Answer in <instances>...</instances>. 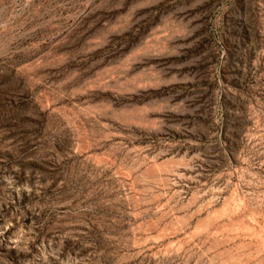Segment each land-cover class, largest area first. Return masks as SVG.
Segmentation results:
<instances>
[{"label": "rangeland", "instance_id": "obj_1", "mask_svg": "<svg viewBox=\"0 0 264 264\" xmlns=\"http://www.w3.org/2000/svg\"><path fill=\"white\" fill-rule=\"evenodd\" d=\"M0 264H264V0H0Z\"/></svg>", "mask_w": 264, "mask_h": 264}]
</instances>
